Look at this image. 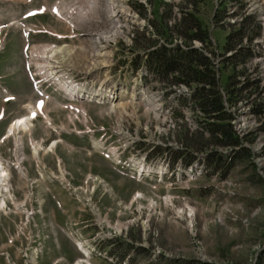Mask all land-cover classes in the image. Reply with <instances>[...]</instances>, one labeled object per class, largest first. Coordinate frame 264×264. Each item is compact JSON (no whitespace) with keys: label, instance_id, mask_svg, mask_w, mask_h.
<instances>
[{"label":"rangeland","instance_id":"374dc122","mask_svg":"<svg viewBox=\"0 0 264 264\" xmlns=\"http://www.w3.org/2000/svg\"><path fill=\"white\" fill-rule=\"evenodd\" d=\"M9 1H0V24L22 19V24L43 31L32 37L36 44H30L38 56L48 50L43 53L45 60L40 56L38 66L47 69L59 65L66 75L70 70L85 74L93 71L91 66L110 65L114 72L122 62L140 57L148 60L150 52L163 44L203 46L202 55L210 56L215 69L221 66V86L217 88L226 93V103L222 97L226 117L230 116L235 136H240L235 146L215 144L228 142L220 133L213 134L209 128L213 125L205 126L216 120L213 114L204 115L198 103L196 110L185 106L182 118L172 116L163 89L176 80L166 76L163 80L147 78L143 84L148 92L128 104L80 102L78 107L84 106L89 114L74 123L69 120L70 109L62 107L69 104L68 96L60 87L45 84L43 91L49 98L30 124L31 133L19 131L5 140L7 131L0 143V168L7 172L9 184V192L1 194L4 201L0 200V210L5 202L0 211V243L10 236L22 249L19 253L20 249L9 248L15 263L34 264L28 244L47 238L53 231L64 246L77 249L67 238L77 229L90 244L113 257V261H106L95 254L88 259L89 264H264V97L259 87L253 89L252 82H247L254 78L256 84L255 69L260 54H264V0H117L115 12L109 9V0ZM43 4L51 9L60 4L62 11L70 12L73 7L74 27L51 9L40 17L22 18L27 10ZM125 10L128 15H121L119 24L113 21L114 14ZM78 15L80 23L76 22ZM250 15L257 17L260 33L255 36L249 30L246 44L225 54L228 34L239 29L232 23ZM193 18L198 19V25L187 27ZM161 22L171 29L168 44L154 28ZM200 24L209 36L196 29ZM119 26L121 34L111 38L112 28ZM21 33L18 27L0 29V80L14 100L5 102L0 93V136L14 119L25 118L27 103L33 104L39 97L25 74ZM48 33L66 37L58 39ZM192 33L199 42L187 40ZM99 35L110 40L106 43ZM52 45L61 50L54 62L48 58ZM32 64L37 69L36 62ZM85 77L80 74L75 79L83 81ZM193 88L190 84L186 92ZM241 118L250 123L244 131L240 130ZM74 126L106 128L117 146L123 145V140L130 144L131 164L165 163L169 176L164 182H155L117 171L110 159L93 150L94 146L89 152L92 140L69 134ZM36 143L41 148L38 155H32ZM57 199L62 209L55 205ZM55 211L59 212L58 221L51 227L48 216ZM18 230L24 236H15Z\"/></svg>","mask_w":264,"mask_h":264},{"label":"trees","instance_id":"16d2710c","mask_svg":"<svg viewBox=\"0 0 264 264\" xmlns=\"http://www.w3.org/2000/svg\"><path fill=\"white\" fill-rule=\"evenodd\" d=\"M192 16V14H188ZM193 17V16H192ZM198 25L199 21L197 18H193V21L189 23L187 27H193L194 24ZM201 23V22H200ZM252 20H246L247 29L250 27ZM202 24V23H201ZM198 26L196 29L200 30L205 36H208L207 30H203L202 27ZM186 26V25H185ZM154 28L156 30L157 35L162 37H166L165 40L167 44L171 42L167 37V32H171V29L164 22H161L159 26L154 24ZM153 29V28H152ZM151 34H155L153 30H148ZM244 30L238 32L237 34H231L228 37V45L231 49H234L238 42L244 37ZM196 34H189V38L187 40H192ZM163 38V39H164ZM193 56L195 58H193ZM150 62L154 65L159 73H164L167 78L173 76L178 82H198L201 84V88H199L197 93V105L200 107V111L203 112L204 115H211L215 117L216 122L208 123L205 126H211L209 128L213 129V134L220 133L224 138L227 139V144H219L221 146H235L238 143V138L235 136L234 130L232 128L230 116L226 114L224 107V102L222 96L217 88L218 81L215 79L214 74L212 73V69L210 66V62L201 53L195 51L194 49L182 50L177 47L174 49L168 48L166 45H160L159 48L150 52L149 55ZM178 74V76H176ZM209 86V87H207ZM200 95V96H199ZM197 105L193 108V110L197 109ZM198 116V115H197ZM199 117V116H198ZM208 116L199 117L200 119L207 118ZM219 121V122H218ZM223 123L220 122H224ZM217 138V137H215ZM220 156V155H219ZM218 159H223L222 156ZM125 248H129L128 244H125Z\"/></svg>","mask_w":264,"mask_h":264},{"label":"bare ground","instance_id":"6f19581e","mask_svg":"<svg viewBox=\"0 0 264 264\" xmlns=\"http://www.w3.org/2000/svg\"><path fill=\"white\" fill-rule=\"evenodd\" d=\"M0 1H9V0H0ZM77 1V0H76ZM78 1H80V0H78ZM91 1V0H90ZM255 3H257L258 1L257 0H253ZM117 0L115 1V0H109V9L110 10H112V11H114L115 12V10L118 8L117 6ZM263 4V6H264V2L262 3ZM60 5V4H59ZM59 5H57L56 7H54V9H52L53 11V13L56 15V16H58V18H60V19H64L65 18V21H66V23H68V25H69V27H74V24H73V22H74V10H73V7L71 8V12L70 11H67L66 9H64L63 11H62V9L59 7ZM256 5H258V4H256ZM259 6H260V4H259ZM262 6V11H264V7ZM58 7V8H57ZM62 7H64V5H62ZM261 7V6H260ZM57 8V9H56ZM124 11V10H123ZM126 10H125V13H118L117 15L116 14H114L113 15V19H115V20H113V21H115L116 23H118V20H119V17L122 15L123 16V14H125V15H128V14H126ZM263 13V12H262ZM261 13V14H262ZM79 16V19H77V23H80V19H81V16L80 15H78ZM86 18H87V15H86ZM264 21V20H263ZM100 23V22H99ZM119 24V23H118ZM12 25H14V23H12V24H10L9 25V27L10 26H12ZM119 28H120V26L118 27V28H115V27H113L112 28V32H113V35L112 36H110L111 38L112 37H116V35L117 34H121L120 33V30H119ZM263 28H264V22H263ZM264 31V30H263ZM103 35V34H102ZM102 35H99L100 37H101V39L102 40H104V42H108L110 39H108V37L107 38H104V37H102ZM104 38V39H103ZM101 39L99 38V39H97V41H98V43H99V40L101 41ZM260 39V38H259ZM262 42V41H261ZM257 43V42H256ZM246 44V43H245ZM101 45V44H100ZM60 48H56V47H52V49H51V55L50 56H48V58H49V60L50 61H53L54 62V60H55V57L57 56V54L58 53H60L61 52V50H59ZM260 49V48H259ZM245 50V49H244ZM46 52V51H45ZM264 53V52H263ZM103 55V54H102ZM101 57V56H100ZM103 57V56H102ZM264 54H260V59L258 60V67L255 69V76H256V84H261V86H258L259 88H260V91H261V93H262V95H263V97H264ZM251 58V57H250ZM255 58V57H254ZM43 60H45L44 59V56H43ZM250 60V59H249ZM253 61V60H252ZM248 62V61H247ZM47 63V62H46ZM97 63V62H96ZM257 63V62H256ZM54 65V66H53ZM50 68H48V67H46L47 69H45L44 68V70H48L49 72H48V74L49 75H53L54 76V78L56 77L57 78V80L60 82V84H61V86H62V88L64 89V90H66L72 97H74L75 98V96H77V94H79V89L77 88V87H74L73 85H71V83H69V81L67 80V77H66V74H65V71L63 70H58V68L56 67L57 65H55V64H53ZM95 65H97V64H95ZM48 66V65H47ZM100 66V65H99ZM246 66H248V65H246ZM92 67V70L93 71H96V70H98V69H100L99 67H95V66H91ZM101 68H103V67H101ZM57 69V70H56ZM247 70V69H246ZM93 71H87L85 74H90V73H92ZM254 71V70H253ZM58 72L59 73H61V76L58 74ZM249 73V72H248ZM253 73V72H252ZM242 74V73H241ZM246 74V73H245ZM58 77H57V76ZM250 75H252V74H250ZM255 91V90H254ZM262 102V101H261ZM113 104H116V103H112V105ZM79 106V105H78ZM44 110V109H43ZM115 111H113V113H114ZM119 112V111H118ZM82 113V115L84 116V115H87V111L85 110L84 112H81ZM115 113H117V112H115ZM247 113V112H246ZM42 114V113H41ZM103 114V113H102ZM101 114V115H102ZM109 114V113H108ZM251 115V114H250ZM254 115V114H253ZM256 118V117H255ZM248 119V118H247ZM241 120H242V118H241ZM29 126H30V123H29V121H28V119L27 118H22L21 120L20 119H16V122L15 123H13V125H11L10 126V128H9V130H8V133L6 134V136H5V138L4 139H8V138H10V136L11 135H13V134H16V133H18L19 131H22V132H25V131H31V130H29ZM246 127H250V123L248 124L247 123V121H246V119H244V120H242V123H241V125H240V130H242V131H244L245 129H246ZM31 133V132H30ZM55 144L50 148L51 150H53V148L55 147V145H56V142H54ZM40 148H41V146L40 145H36L34 148H33V150H34V154L35 155H37L38 154V151L40 150ZM20 163H21V161H20ZM8 176H7V173L5 172V170H3V169H0V192H1V189L3 188V190H4V188H6L7 186H8ZM6 190H8V188H6ZM85 252H87L88 253V250L87 249H85Z\"/></svg>","mask_w":264,"mask_h":264},{"label":"crops","instance_id":"0c3cea01","mask_svg":"<svg viewBox=\"0 0 264 264\" xmlns=\"http://www.w3.org/2000/svg\"><path fill=\"white\" fill-rule=\"evenodd\" d=\"M44 246L43 253H41L40 259L36 264H54L57 259L61 260L58 264H72L78 256V253H75L73 248L63 246L61 241L56 238H51L45 242ZM8 251L11 252V249L7 248L6 245H0V264H8L2 256L4 253L8 255ZM58 251L59 253L57 254Z\"/></svg>","mask_w":264,"mask_h":264},{"label":"built area","instance_id":"2783aa9c","mask_svg":"<svg viewBox=\"0 0 264 264\" xmlns=\"http://www.w3.org/2000/svg\"><path fill=\"white\" fill-rule=\"evenodd\" d=\"M253 42H255V41H253ZM244 44H245V40H243L241 45L244 46ZM200 47H203V46H200ZM211 54H212V58H214L215 60L218 59L217 54H216V50L213 51V53H211ZM208 57H210V56H208ZM255 58H256V62H257V56H255ZM247 82H252V88L253 89H257L258 90V86H261V84H254V78H251V81H247Z\"/></svg>","mask_w":264,"mask_h":264}]
</instances>
